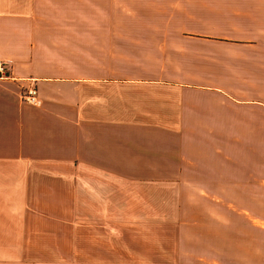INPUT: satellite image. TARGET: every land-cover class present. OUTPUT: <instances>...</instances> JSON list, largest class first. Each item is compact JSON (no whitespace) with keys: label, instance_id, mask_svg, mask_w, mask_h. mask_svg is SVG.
<instances>
[{"label":"crops","instance_id":"obj_1","mask_svg":"<svg viewBox=\"0 0 264 264\" xmlns=\"http://www.w3.org/2000/svg\"><path fill=\"white\" fill-rule=\"evenodd\" d=\"M0 59V264H264V0H0Z\"/></svg>","mask_w":264,"mask_h":264},{"label":"rangeland","instance_id":"obj_2","mask_svg":"<svg viewBox=\"0 0 264 264\" xmlns=\"http://www.w3.org/2000/svg\"><path fill=\"white\" fill-rule=\"evenodd\" d=\"M164 193H168L171 196L175 193H177V187L176 186H169V187H163ZM155 192H158L159 194L162 193L161 188H155ZM173 206L174 203L170 202L169 204V212L168 215H163L161 218L158 216L153 217L152 221V227L156 228V230H151L150 232L140 233V232H125L123 229H120L119 236L123 237V239H135V240H149L151 242H155L157 244H172L175 242V216L172 215L173 212ZM205 226H207L205 224Z\"/></svg>","mask_w":264,"mask_h":264},{"label":"built area","instance_id":"obj_3","mask_svg":"<svg viewBox=\"0 0 264 264\" xmlns=\"http://www.w3.org/2000/svg\"><path fill=\"white\" fill-rule=\"evenodd\" d=\"M8 63L6 60L0 59V79H7L8 77ZM36 87L34 85H31L20 93V98L23 100V102L31 104V105H38L39 99L37 97L36 93Z\"/></svg>","mask_w":264,"mask_h":264}]
</instances>
